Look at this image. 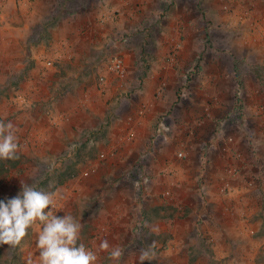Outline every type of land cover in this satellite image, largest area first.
Here are the masks:
<instances>
[{
  "label": "rangeland",
  "instance_id": "obj_1",
  "mask_svg": "<svg viewBox=\"0 0 264 264\" xmlns=\"http://www.w3.org/2000/svg\"><path fill=\"white\" fill-rule=\"evenodd\" d=\"M0 120L19 145L0 200L58 191L97 264H117L103 239L118 264L153 241L144 264H264V0H0ZM219 165L252 166L246 197ZM40 227L0 264L38 259Z\"/></svg>",
  "mask_w": 264,
  "mask_h": 264
},
{
  "label": "clouds",
  "instance_id": "obj_2",
  "mask_svg": "<svg viewBox=\"0 0 264 264\" xmlns=\"http://www.w3.org/2000/svg\"><path fill=\"white\" fill-rule=\"evenodd\" d=\"M17 129L8 121L0 120V160L18 159L19 151ZM21 191L6 201L0 200V246L8 245L16 249L28 235V229L39 222L41 225L37 237L36 247L39 249L38 259L29 254L26 264H97V253L86 248L80 239L82 225L71 215L58 217L55 208L57 192L38 190L34 185L21 181ZM46 209H50L47 210ZM156 242L148 249H142L139 261L155 255L152 251ZM99 251L108 252L109 257L117 262L123 256V249L111 246L107 239L99 243Z\"/></svg>",
  "mask_w": 264,
  "mask_h": 264
},
{
  "label": "built area",
  "instance_id": "obj_3",
  "mask_svg": "<svg viewBox=\"0 0 264 264\" xmlns=\"http://www.w3.org/2000/svg\"><path fill=\"white\" fill-rule=\"evenodd\" d=\"M111 70L113 72H118V73H123L124 72V67H123V62L121 60H116L112 67H111ZM112 150V149H111ZM110 150V159L113 158V155L116 153V148L113 149V151ZM108 154L103 152L101 153L100 155V160L102 162H106L107 158H108ZM178 158H180L181 160L185 159L186 158V155L184 153V151H180L178 153ZM99 172V169L97 167L96 164H89L87 165L86 167H84L82 170H81V177L83 178H89V177H92L94 176L95 174H97ZM233 173H237V169H226V176H227V181L225 182V184H223V186L221 187V191L225 192L226 189H232V184L230 183V175L233 174ZM164 194L167 196L170 194V191H165ZM55 210L54 211H57L56 215L58 217H64V214H65V201H62L59 206H56L55 204Z\"/></svg>",
  "mask_w": 264,
  "mask_h": 264
},
{
  "label": "crops",
  "instance_id": "obj_4",
  "mask_svg": "<svg viewBox=\"0 0 264 264\" xmlns=\"http://www.w3.org/2000/svg\"><path fill=\"white\" fill-rule=\"evenodd\" d=\"M184 138V137H183ZM183 138H181L179 141H180V145H184V144H187L186 146H188V143L185 141V138L183 139ZM184 140V141H183ZM184 151V150H183ZM162 153V152H161ZM224 157H226V155L224 156ZM176 158V157H175ZM110 160H112V159H110ZM179 161V159H176V161ZM224 161H226V159L224 160ZM224 161L222 162V163H224ZM111 162V161H110ZM184 162V161H183ZM177 163H179V162H176V164ZM225 164H228V161L227 162H225ZM179 165V164H178ZM179 167V166H178ZM222 167H224V166H222V165H219V169H221ZM251 167L252 166H250V167H244L243 169H241L238 173V176H237V179H239V178H241V176H242V178L240 179V180H235V181H231L230 180V183L231 184H233V183H235L236 182V185H235V187H237V192H240L241 194L240 195H238V197L237 198H241V197H246V195H242L244 192H246V189H245V184H242V183H245L247 180H246V178H245V176H246V173H247V171L248 170H250L251 169ZM176 174H177V170H176ZM240 174H242L241 176H240ZM175 175V174H174ZM247 177V176H246ZM227 181V176H226V167H224L223 168V171H222V175H221V177H220V181H219V179L217 178V177H215V180L212 182L213 183V185H214V187H215V185H218L219 187H222L223 186V184H225V182ZM242 182V183H241ZM182 184V181H181V177H179V175L177 176V177H174V179L172 180V185L173 184H175V185H177V186H179V185H181ZM164 188H166V186L164 187ZM168 189V188H167ZM165 192V191H164ZM251 196H249V198H250ZM174 200V199H173ZM252 203V202H251ZM121 216H123V214H121ZM106 228V227H105ZM107 229V228H106ZM105 229V230H106Z\"/></svg>",
  "mask_w": 264,
  "mask_h": 264
}]
</instances>
